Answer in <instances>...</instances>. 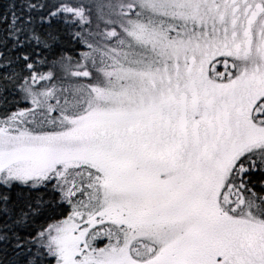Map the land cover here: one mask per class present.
I'll list each match as a JSON object with an SVG mask.
<instances>
[{
	"label": "snow or ice",
	"instance_id": "obj_1",
	"mask_svg": "<svg viewBox=\"0 0 264 264\" xmlns=\"http://www.w3.org/2000/svg\"><path fill=\"white\" fill-rule=\"evenodd\" d=\"M0 264H264V0H0Z\"/></svg>",
	"mask_w": 264,
	"mask_h": 264
}]
</instances>
